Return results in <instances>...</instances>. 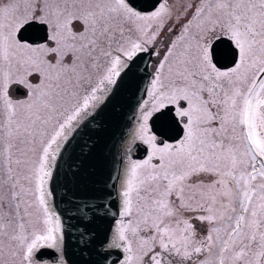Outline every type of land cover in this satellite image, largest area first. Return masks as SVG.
<instances>
[{
	"label": "snow or ice",
	"instance_id": "obj_1",
	"mask_svg": "<svg viewBox=\"0 0 264 264\" xmlns=\"http://www.w3.org/2000/svg\"><path fill=\"white\" fill-rule=\"evenodd\" d=\"M0 264H264V0H0Z\"/></svg>",
	"mask_w": 264,
	"mask_h": 264
}]
</instances>
